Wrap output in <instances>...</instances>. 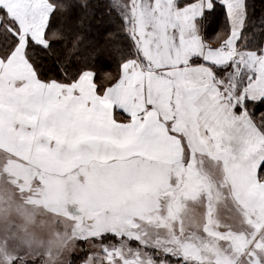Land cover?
Listing matches in <instances>:
<instances>
[{
  "label": "snow or ice",
  "instance_id": "6c2138e0",
  "mask_svg": "<svg viewBox=\"0 0 264 264\" xmlns=\"http://www.w3.org/2000/svg\"><path fill=\"white\" fill-rule=\"evenodd\" d=\"M87 6L0 0V264H264V0H97L99 77Z\"/></svg>",
  "mask_w": 264,
  "mask_h": 264
},
{
  "label": "trees",
  "instance_id": "16d2710c",
  "mask_svg": "<svg viewBox=\"0 0 264 264\" xmlns=\"http://www.w3.org/2000/svg\"><path fill=\"white\" fill-rule=\"evenodd\" d=\"M73 3L83 5L85 8L77 7L72 13L71 18L64 24V31L67 35L66 47L62 44L56 48V55L60 57L61 62L76 64L77 66L87 64L96 69L99 74L101 72H115L119 55L116 51L117 47L122 46L125 41L122 34L119 32L118 23L109 16L101 14L97 7V0H73ZM257 16L260 14V0H256ZM57 23L64 20L60 14H57ZM224 18L220 16L215 26L209 29V34H214L223 27ZM111 34V35H109ZM80 35L82 37L79 47L73 46V37ZM42 56L39 63L44 68L52 67V60L47 56ZM77 61L79 62L77 64ZM252 106L250 105V108ZM258 116L260 112H264V104H257L254 109Z\"/></svg>",
  "mask_w": 264,
  "mask_h": 264
}]
</instances>
